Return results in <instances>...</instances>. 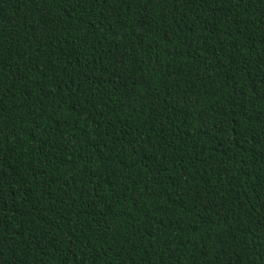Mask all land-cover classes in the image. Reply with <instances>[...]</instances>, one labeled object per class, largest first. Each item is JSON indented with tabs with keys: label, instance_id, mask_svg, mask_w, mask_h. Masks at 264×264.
<instances>
[{
	"label": "trees",
	"instance_id": "obj_1",
	"mask_svg": "<svg viewBox=\"0 0 264 264\" xmlns=\"http://www.w3.org/2000/svg\"><path fill=\"white\" fill-rule=\"evenodd\" d=\"M0 264H264V0H0Z\"/></svg>",
	"mask_w": 264,
	"mask_h": 264
}]
</instances>
